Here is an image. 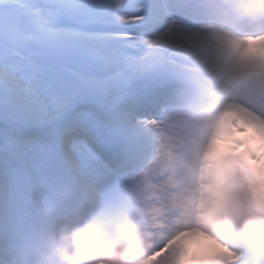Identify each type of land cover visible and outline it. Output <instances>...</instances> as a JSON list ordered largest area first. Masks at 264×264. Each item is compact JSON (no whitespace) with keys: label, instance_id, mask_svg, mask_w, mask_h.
Wrapping results in <instances>:
<instances>
[{"label":"clouds","instance_id":"9594fccd","mask_svg":"<svg viewBox=\"0 0 264 264\" xmlns=\"http://www.w3.org/2000/svg\"><path fill=\"white\" fill-rule=\"evenodd\" d=\"M198 2L199 35L156 52L172 83L133 164L69 203L31 264H264V0Z\"/></svg>","mask_w":264,"mask_h":264},{"label":"snow or ice","instance_id":"6c2138e0","mask_svg":"<svg viewBox=\"0 0 264 264\" xmlns=\"http://www.w3.org/2000/svg\"><path fill=\"white\" fill-rule=\"evenodd\" d=\"M124 0H112L111 4L105 0H79L71 6H65L63 0H48L47 8L36 7L32 15L41 17L44 23L34 24L31 16L21 17L19 22L29 31L28 39L33 42L37 51L34 53L33 64L55 62L59 55L50 46V39L66 37L70 41L65 45L69 49L67 55L86 56L93 61H104L109 57L113 48L134 53H144L139 59L146 61L157 50L169 47L184 36L199 35L198 0H183L176 4L173 0H162L160 9L168 16V24L156 35L140 36L132 33L118 35L111 31L116 26H132L149 19L152 11L150 0H142L137 5L135 14H125ZM66 13L70 18L81 24H87L97 30V35L86 47L78 45L73 38L80 35L78 32H61L57 27L58 18ZM119 41L134 42L119 44ZM163 62V60H162ZM133 70L129 65L116 67L114 79L125 81L131 78ZM159 94L146 96L141 105L144 112L154 106ZM130 110L126 114V122L130 129L138 130L137 124L141 113ZM71 143L69 148H71ZM69 203H53L38 221L26 222L23 226L15 223H0V264H31L35 252L44 232L53 223L55 218L65 210Z\"/></svg>","mask_w":264,"mask_h":264}]
</instances>
